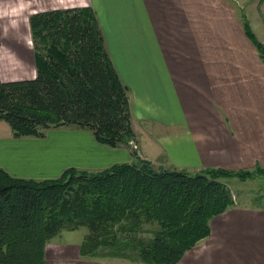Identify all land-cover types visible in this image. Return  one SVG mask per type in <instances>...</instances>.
I'll list each match as a JSON object with an SVG mask.
<instances>
[{
	"label": "trees",
	"instance_id": "16d2710c",
	"mask_svg": "<svg viewBox=\"0 0 264 264\" xmlns=\"http://www.w3.org/2000/svg\"><path fill=\"white\" fill-rule=\"evenodd\" d=\"M28 27L35 77L0 79V121L13 138L76 127L110 148L134 142L126 89L93 9L36 13ZM244 30L264 62L263 45ZM131 154V163L97 172L69 168L55 180L17 178L0 169V264H45L46 246L63 231L80 228L87 230L81 257L178 264L209 235L210 219L234 206L223 179H264L260 167L196 174L163 169L157 175L136 151Z\"/></svg>",
	"mask_w": 264,
	"mask_h": 264
},
{
	"label": "crops",
	"instance_id": "0c3cea01",
	"mask_svg": "<svg viewBox=\"0 0 264 264\" xmlns=\"http://www.w3.org/2000/svg\"><path fill=\"white\" fill-rule=\"evenodd\" d=\"M90 7L126 89L131 122L142 125L139 131L162 132L156 153L139 157L189 174L264 169V62L244 30L264 46V0H92ZM88 133L92 144L83 146L84 166H43L50 155L76 157L79 145L53 147L42 137L17 139L11 133L0 139L7 142V161L26 167L0 169L17 178L55 180L69 168L97 172L133 161L117 150L120 157L104 166L102 156L88 153L105 145ZM178 264H264V208L234 201L210 219L209 235Z\"/></svg>",
	"mask_w": 264,
	"mask_h": 264
},
{
	"label": "rangeland",
	"instance_id": "374dc122",
	"mask_svg": "<svg viewBox=\"0 0 264 264\" xmlns=\"http://www.w3.org/2000/svg\"><path fill=\"white\" fill-rule=\"evenodd\" d=\"M92 0H0V79L2 82H14L22 80H30L35 77L32 43L29 33L28 19L31 15L51 10H64L70 8H86L90 7ZM92 7V6H91ZM90 7V8H91ZM264 47V46H263ZM130 129L134 133V142L128 146H120L118 148H110L96 145L90 148L92 158L103 157L102 163L108 166L120 157L115 154L117 150L124 152L132 157V152H141L145 157L156 153V141L162 137V132L158 135L151 131H139L142 127L140 124L130 123ZM157 129L154 127V130ZM10 127L5 121H0V139L10 137ZM138 131L140 138L138 136ZM44 136V144L59 147L60 145L69 144L70 149L80 146L79 151L76 150V157H58L55 155L48 156L51 162H46L43 166L51 164H65L71 161L73 163L84 166L83 146L92 144L87 129H79L74 127L52 128L50 131H41ZM13 136V135H12ZM0 165L9 169L20 170L25 165H15L7 161V142L0 141ZM139 145V147H138ZM116 149V150H115ZM139 149V150H138ZM111 154H115L111 158L106 159ZM139 157V156H138ZM140 159H143L139 157ZM47 159V160H48ZM59 159V163L54 162ZM147 161L146 159H143ZM119 161V160H117ZM128 163V162H126ZM131 163V162H130ZM122 164V163H118ZM35 167V164H32ZM153 167V166H152ZM109 168V167H108ZM157 170V167H153ZM252 169L228 170L238 172L239 170L253 171ZM31 172L37 171V168H31ZM78 171H95V169H76ZM104 170V169H103ZM223 181L227 184L231 192L234 193L237 204H245L253 207L264 208V179L260 176L253 179L241 180L235 176H230ZM238 197V198H237ZM236 199V200H235ZM87 230L80 228L79 230L68 232L63 231L59 237H56L46 246L45 260L46 264H75L76 261L91 262L94 264H105L110 262H122L121 258L103 257L99 259L84 258L79 254L81 243ZM147 239V237H146ZM68 255L66 254V251ZM71 252H73L71 254ZM108 252V249H104Z\"/></svg>",
	"mask_w": 264,
	"mask_h": 264
},
{
	"label": "water",
	"instance_id": "95a60500",
	"mask_svg": "<svg viewBox=\"0 0 264 264\" xmlns=\"http://www.w3.org/2000/svg\"><path fill=\"white\" fill-rule=\"evenodd\" d=\"M147 162H148V161H147ZM148 163H149V162H148ZM150 170H151V172H153V173H155V174H157V175H161L162 172H163V169H162L161 167H158L157 170H155L154 168H151Z\"/></svg>",
	"mask_w": 264,
	"mask_h": 264
}]
</instances>
